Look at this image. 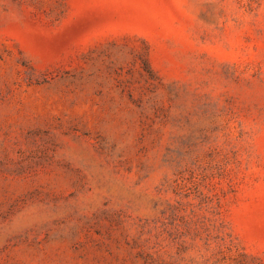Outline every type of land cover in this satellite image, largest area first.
<instances>
[{"label":"rangeland","instance_id":"1","mask_svg":"<svg viewBox=\"0 0 264 264\" xmlns=\"http://www.w3.org/2000/svg\"><path fill=\"white\" fill-rule=\"evenodd\" d=\"M0 264H264V0H0Z\"/></svg>","mask_w":264,"mask_h":264}]
</instances>
